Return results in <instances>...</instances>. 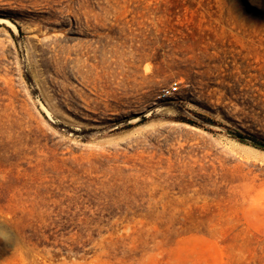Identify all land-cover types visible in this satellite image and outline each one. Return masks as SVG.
Masks as SVG:
<instances>
[{
    "label": "rangeland",
    "instance_id": "obj_1",
    "mask_svg": "<svg viewBox=\"0 0 264 264\" xmlns=\"http://www.w3.org/2000/svg\"><path fill=\"white\" fill-rule=\"evenodd\" d=\"M0 19V264H264V0Z\"/></svg>",
    "mask_w": 264,
    "mask_h": 264
},
{
    "label": "water",
    "instance_id": "obj_2",
    "mask_svg": "<svg viewBox=\"0 0 264 264\" xmlns=\"http://www.w3.org/2000/svg\"><path fill=\"white\" fill-rule=\"evenodd\" d=\"M145 117H146V114H142V115L136 117L135 119H133V121L134 122H139L142 119H144ZM195 119L200 121L201 123L208 124V125H210L212 127H215V128H217V129H219L221 131H225V132L233 135L234 137H236L238 139H241V140H244V141H246V142H248L250 144H253V145L259 144L261 146H264V142H258V141H255L254 139H251V138H248V137H245V136H241V135H237V134L233 133L232 131H230L229 129L221 126V125H217V124H213V123L207 122V121L203 120L202 118H200V117H198L196 115H195Z\"/></svg>",
    "mask_w": 264,
    "mask_h": 264
},
{
    "label": "built area",
    "instance_id": "obj_3",
    "mask_svg": "<svg viewBox=\"0 0 264 264\" xmlns=\"http://www.w3.org/2000/svg\"><path fill=\"white\" fill-rule=\"evenodd\" d=\"M171 90H178L179 89V84L178 81L173 82L169 87H167Z\"/></svg>",
    "mask_w": 264,
    "mask_h": 264
},
{
    "label": "trees",
    "instance_id": "obj_4",
    "mask_svg": "<svg viewBox=\"0 0 264 264\" xmlns=\"http://www.w3.org/2000/svg\"><path fill=\"white\" fill-rule=\"evenodd\" d=\"M198 117H200V118H202L203 120H205V121H207V122H209L210 120H207L206 118H204L201 114H199V113H195ZM195 123V122H194ZM236 133V132H235ZM238 134V133H237ZM255 141H257V140H255ZM258 142H260V141H258ZM255 146H257V147H259V148H262V149H264V146H261V145H259V144H257V145H255Z\"/></svg>",
    "mask_w": 264,
    "mask_h": 264
},
{
    "label": "bare ground",
    "instance_id": "obj_5",
    "mask_svg": "<svg viewBox=\"0 0 264 264\" xmlns=\"http://www.w3.org/2000/svg\"><path fill=\"white\" fill-rule=\"evenodd\" d=\"M0 20H1V19H0ZM1 22H2V20H1ZM3 22H5L7 25H12L11 21H9V20H7V19H5ZM44 110H45V112L49 115V111L46 110V109H44Z\"/></svg>",
    "mask_w": 264,
    "mask_h": 264
}]
</instances>
